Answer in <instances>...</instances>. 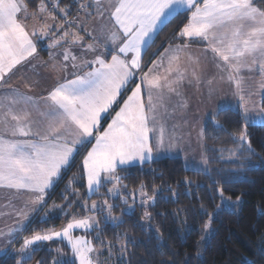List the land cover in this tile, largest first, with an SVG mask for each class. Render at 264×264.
<instances>
[{
  "label": "snow or ice",
  "instance_id": "1",
  "mask_svg": "<svg viewBox=\"0 0 264 264\" xmlns=\"http://www.w3.org/2000/svg\"><path fill=\"white\" fill-rule=\"evenodd\" d=\"M72 3L76 15L69 18L71 6L61 7L59 0H39L32 12L24 0H0V192L7 194L0 196V219L4 220L0 227V257L15 256V264H26L46 244L57 240L66 242L70 254L61 247L48 248L53 253L49 264H104L99 259L101 250L106 248L110 259L117 246L119 259L130 255L128 245L134 246L135 242L127 233L115 234L117 243L113 244L101 239V232L104 226L122 224L125 216L131 218L137 206L145 209L141 226L151 220L147 209L155 205L158 188L153 186L149 194L145 182L140 181L128 192V184L124 183L128 175L122 173L153 163L160 152H172L185 139L183 129L178 135V126L170 131L159 119L161 109L167 111L173 98L175 108L189 106L181 90L185 83L196 85L197 90L207 85L209 98L217 83H227L233 90L234 103L219 101L201 116L196 132L201 148L209 125L214 132L227 131L216 119L219 113L236 111L244 123L238 134H228L235 147L219 151H227V159L243 169L248 157L241 160V154L255 155L248 128L264 127V8L258 7L255 0ZM184 14L186 22L172 36L178 43H170L151 64H146L144 54L164 28ZM29 17L32 24L26 23ZM45 40L48 58L41 60L38 46ZM193 43L203 45V56L192 55ZM158 51L156 48L151 55ZM209 64L216 74L205 79ZM21 68L29 69L20 76L25 90L10 82ZM37 68L48 69L43 78L45 85L52 80L51 86L42 89V95L31 94L42 82L33 79L40 75ZM108 116L111 119L104 126L102 121ZM77 157L78 172L61 190L62 202H53L40 220L46 222L58 212L70 216L65 205L72 208L81 199L83 214L71 215L58 229L33 230L22 237L18 248L10 247L27 231L34 214L76 165ZM208 163L209 158L203 154L199 160L184 158L185 170L208 175L209 187L220 199L211 212H205L201 205L208 220L203 225L205 236L198 243L206 238L213 217L241 199L237 196L232 201L225 196L223 182L210 174L236 170L209 169ZM81 180L83 193L75 187ZM183 182L189 192L201 187L188 177ZM105 185L111 187L101 193ZM93 195L106 198L89 203ZM173 195H177L175 191ZM117 199L122 207L119 214H113ZM147 227L150 229V225ZM78 230L84 234L75 235ZM156 235L161 236L159 229ZM260 251L264 253V247ZM196 255L202 262V253ZM189 258L186 256L184 264Z\"/></svg>",
  "mask_w": 264,
  "mask_h": 264
},
{
  "label": "trees",
  "instance_id": "2",
  "mask_svg": "<svg viewBox=\"0 0 264 264\" xmlns=\"http://www.w3.org/2000/svg\"><path fill=\"white\" fill-rule=\"evenodd\" d=\"M24 2L28 6V11L32 12L39 0H24ZM48 2L50 3V0ZM255 3L258 7L264 8V0H255ZM59 4L61 7L71 6L69 18L76 15V5L72 0H59ZM185 16V14L177 16L164 28L155 44L144 54V62L152 56L156 48L160 49L166 43L177 42L172 36L178 31V26H181ZM43 43L38 47L41 49L40 54L45 56L48 51ZM216 119L227 131L214 132L209 125L208 135L203 141V154L209 158V169L236 170L222 171L219 175L212 171L210 174L217 181L223 182L226 189L225 196L231 198L239 196L241 198L239 203L220 210L213 217L206 238L202 243H198L201 237L205 236L203 225L208 220V216L201 211V205L204 206L205 212H211L216 204L220 203L219 197L209 187L211 181L208 175L185 170L184 162L178 156L160 157L142 168L138 165L132 167L127 173H122L128 175V179L124 181L128 184V189H134L140 181H144L149 194L153 186L158 188L157 201L154 206L147 209L152 214V218L143 222V227L140 218L145 209L139 206L135 208L131 218L124 217L122 224L104 226L101 239L116 244L115 234L127 233V236L135 242L134 246L132 243L128 245L130 255L124 260L118 258V246L112 249L114 255L110 259L108 250L103 249L104 254L101 258L105 259V264H161L162 261L165 264L168 261L184 264L186 256L191 257L187 260V264H264V253L260 251L261 247H264V215H261L264 211V127L248 128L255 155L242 153L240 159L248 157V163L240 169L238 163L227 159L229 155L227 151L221 153L219 150L235 147L234 141L228 134H238L244 122L236 111L220 112ZM221 156L224 159H220ZM79 160L80 157H77L76 165L64 175L42 211L34 217L27 231L22 234H31L33 230L40 231L56 226L65 219L66 216L59 212L46 222L41 221L40 217L53 202L57 204L62 202L61 190L64 189L69 177L78 172ZM185 177L199 182L201 187H193L189 192L183 182ZM106 186L102 189L106 190ZM75 187L83 192V180ZM173 191L177 195L174 196ZM65 207L67 209V205ZM73 207L75 213L81 209L78 204ZM177 209L181 211L177 213ZM156 229L161 233L159 238ZM120 239L123 240L124 236L121 235ZM95 243L99 244V241ZM56 247H61L65 253L70 254L66 244L54 241L36 252L26 264H36L41 259L44 264H49L53 253L49 252L48 248ZM197 252L202 253V262L196 255ZM15 259V256L7 259L0 257V264H15Z\"/></svg>",
  "mask_w": 264,
  "mask_h": 264
},
{
  "label": "crops",
  "instance_id": "3",
  "mask_svg": "<svg viewBox=\"0 0 264 264\" xmlns=\"http://www.w3.org/2000/svg\"><path fill=\"white\" fill-rule=\"evenodd\" d=\"M183 22H186V16H185V19ZM26 23L32 24L33 23L32 18L29 17L28 20L26 21ZM182 26H183V23L181 24L180 27H182ZM88 42H90V41H88V40L85 41V43H88ZM44 43L46 46L48 43L47 40H45ZM170 43L175 44V43H178V41L177 42H170ZM170 43H166L165 45H163L159 49V51L156 52V55L150 56V58L145 63L151 64V61L156 59L159 56V53L162 52L164 50V48L167 47ZM202 47H203V45L193 43L191 45L192 55L193 56H197V55L203 56L202 51H200V49H202ZM39 58L41 60H46L48 58V52L45 56H43L39 53ZM88 58H91V57L89 56ZM33 63H36V62L33 61ZM28 70L29 69L21 68L19 71H17L16 75L12 77V80L10 82L13 83L14 85L20 87L21 90H25L23 82L20 79V76H21V73L28 71ZM145 70H147V69H145ZM36 71L39 72L40 75L33 77V79L34 80H41L42 82L33 88V91L31 94L32 95H42L43 94L42 89L46 86H51L52 80L48 79L47 84L45 85V83L43 82V78L47 76L48 69L37 68ZM214 74H216L215 69L213 67H211V65L209 64V67H208L206 74H205V79L211 77ZM181 90H182V92L185 93V96L189 101V106L186 109H177V108H175V98H173L172 101L168 105L167 111H165L164 109H161V111L159 113V119L161 120V122H166L167 127L169 128L170 131L172 130V128L174 126H178L177 127V134L178 135L180 133V129H183V134L185 136V139L178 143L177 147L172 151L174 153L164 152L162 155H160V157L178 156L184 162L185 156H187V157L190 156L189 158H192V157L197 158L195 153L197 155L203 154V148L200 147V144L198 143V141L196 139V132L198 131V128H199V121H200L201 116L206 111L210 112V110H208L206 108V106H217V103L219 101H222L225 98L227 99V96L233 95V90L229 86V84H227V83H217L215 85V92L211 96V98H209V96H208L207 85H203L200 87L199 90H197L196 85H194V84L188 85L187 83H185V85L182 87ZM121 103H122V100H121ZM118 107L119 106L117 105L113 109L112 115L115 114V110H118ZM175 110H180L176 117L172 116V112H174ZM110 119H111V116H108L106 119H104L102 121V124L104 126H106L107 123L110 121ZM185 120L188 121L187 124H185ZM189 130H191V138L190 139L188 138ZM90 146L91 145H88V147H90ZM83 151H86V149H82V152ZM5 195H7V194L0 192V196H5ZM0 203H3V201L0 200ZM42 209L43 208H41L38 212H36L34 214V217H36L42 211ZM9 221H10V219H9ZM0 222H4V220L0 219Z\"/></svg>",
  "mask_w": 264,
  "mask_h": 264
},
{
  "label": "rangeland",
  "instance_id": "4",
  "mask_svg": "<svg viewBox=\"0 0 264 264\" xmlns=\"http://www.w3.org/2000/svg\"><path fill=\"white\" fill-rule=\"evenodd\" d=\"M49 1V0H48ZM25 3V2H24ZM58 22V21H57ZM44 41H42L41 43H43ZM43 45H44V43H43ZM256 79H259V77L257 76L256 77ZM224 100H227V101H230V102H234V98H233V95H230V96H227V99L225 98ZM216 106H206V108L208 109V110H212V109H214ZM180 110H175L174 112H172V116H177V114H178V112H179ZM164 152L162 151V152H160L159 154H158V156L160 157V155H162ZM169 153H174V152H169ZM195 155H196V157L197 158H195L196 160H199L200 158H201V155H197L196 153H195ZM158 157V158H159ZM190 157V156H189ZM193 158V157H192ZM107 187H111V185H107L106 186V188ZM105 188V189H106ZM133 189H127V191L128 192H131ZM84 191H85V189H84ZM83 191V192H84ZM82 192V193H83ZM105 192V190H103V189H101V193H104ZM104 198H106L105 196H97V197H92L91 196V199L88 201L89 203H91V200H102V199H104ZM232 199V201H236V198H231ZM240 201V200H239ZM239 201H238V203H239ZM116 203H117V207L115 208V209H113V214H119L120 213V210H121V205L119 204V200L117 199L116 201H115ZM81 203H83V199H81V201H80V203H77L78 205H80ZM76 204V205H77ZM139 204V197L137 196V205ZM74 207H72V208H67V211L69 212V213H71V215H80V214H83L82 213V210L81 209H79V211H78V213H75V211H74V209H73ZM71 215L70 216H66L65 217V219L60 223V224H58V225H56V226H52V227H49V228H59L61 225H63V224H65V223H67V220L68 219H70L71 218ZM98 218H99V215H98ZM10 222V221H9ZM3 224H4V222H0V227H3ZM48 229V228H47ZM75 235H83L84 233L82 232V231H80V230H78V231H76L75 233H74ZM24 235H31V234H20V236L18 237V240H16V241H14V243H13V245H11L10 247H19L20 246V243L22 242V237L24 236ZM58 241V240H57ZM50 243H52V242H50ZM50 243H48V244H46L45 246H47V245H50ZM0 244H3V239L2 238H0ZM64 244H66V242L64 243ZM104 253H103V250H101V252L99 253V259L102 261V262H104V264H105V259H102L101 257H102V255H103Z\"/></svg>",
  "mask_w": 264,
  "mask_h": 264
}]
</instances>
